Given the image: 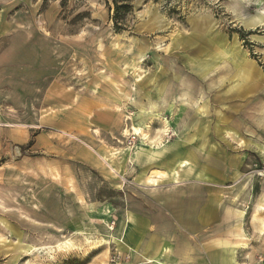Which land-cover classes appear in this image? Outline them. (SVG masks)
Instances as JSON below:
<instances>
[{
	"label": "rangeland",
	"instance_id": "rangeland-1",
	"mask_svg": "<svg viewBox=\"0 0 264 264\" xmlns=\"http://www.w3.org/2000/svg\"><path fill=\"white\" fill-rule=\"evenodd\" d=\"M234 1L114 32L102 0H0V264H264V0Z\"/></svg>",
	"mask_w": 264,
	"mask_h": 264
},
{
	"label": "bare ground",
	"instance_id": "bare-ground-1",
	"mask_svg": "<svg viewBox=\"0 0 264 264\" xmlns=\"http://www.w3.org/2000/svg\"><path fill=\"white\" fill-rule=\"evenodd\" d=\"M236 1H238V0H235L234 2H236ZM245 0H243V2H244ZM246 1H248V0H246ZM237 3V2H236ZM237 19H238V21L240 22V21H242V19L244 20V18H240V17H237ZM252 20H258V21H262V20H264V11H262V12H259V14H257L256 16H254L253 18H251V20H250V22H252ZM237 50V49H236ZM235 53V52H234ZM241 54H243V53H241ZM223 56L224 55H226L225 53L224 54H222ZM221 56V55H220ZM245 59V58H244ZM244 67L246 68V65L244 64ZM248 70V69H247ZM233 76V75H232ZM249 76V73H248V71H246V69H242V70H238L237 71V84H236V87H239V83L241 82V83H244L243 81L245 80V79H247V77ZM241 80V81H240ZM162 103H163V99H162ZM202 107V106H201ZM176 110H178V109H176ZM194 110H195V112L197 113V114H199V109H198V106H197V103L195 104V108H194ZM203 111V110H202ZM178 113V112H177ZM162 121H164V120H162ZM167 127H169V123L168 122H166L165 123V126H164V129L162 130V133L163 134H165V132H166V128ZM130 129H132V135H133V133H134V135H137V136H139L140 138H141V140H144V141H146V140H148V137H147V135H145L143 132V128L141 127V126H133L132 128H130ZM144 129H146V128H144ZM161 130V129H160ZM146 131V130H145ZM126 133V135H127V132H125ZM125 135V134H124ZM130 135V134H129ZM150 140V139H149ZM158 140V139H157ZM149 143V142H148ZM153 146H151V145ZM150 144H149V146H151V147H149L148 149H145V148H143V147H141L138 151H137V153H136V161H148V160H151V159H155V158H157L163 151H164V148H159L158 146L157 147H155L154 148V145H153V142L151 143L150 142ZM134 159V158H133ZM160 160V159H159ZM148 163V162H147ZM188 165V163H187V161L185 162V161H180L179 163H178V166H179V168H182V167H184V166H187ZM173 171V170H172ZM160 173V172H159ZM161 174V173H160ZM157 175H159L158 173H157ZM162 175V174H161ZM164 175V174H163ZM157 177V176H156ZM243 213V212H242ZM241 213V214H242ZM239 215V214H238ZM238 215H237V217H238ZM235 216V215H234ZM240 217V216H239ZM242 218V217H241ZM229 220V219H228ZM228 222V221H227ZM260 229H261V232H263L264 231V220H260ZM123 238H125V234H124V237ZM64 245L65 244H67L68 246H70V243L68 242V241H66V243H63ZM62 245V244H61ZM59 247H60V245H59ZM65 247V246H64ZM153 260V259H152ZM152 260H150V258H147V259H145V261H146V263L147 264H151L152 263Z\"/></svg>",
	"mask_w": 264,
	"mask_h": 264
},
{
	"label": "trees",
	"instance_id": "trees-1",
	"mask_svg": "<svg viewBox=\"0 0 264 264\" xmlns=\"http://www.w3.org/2000/svg\"><path fill=\"white\" fill-rule=\"evenodd\" d=\"M109 13V19L112 23L114 32L124 31L126 28V19L132 12V3L134 0H102Z\"/></svg>",
	"mask_w": 264,
	"mask_h": 264
},
{
	"label": "crops",
	"instance_id": "crops-1",
	"mask_svg": "<svg viewBox=\"0 0 264 264\" xmlns=\"http://www.w3.org/2000/svg\"><path fill=\"white\" fill-rule=\"evenodd\" d=\"M179 162H177L174 165H178ZM226 252L229 254V256L227 257V261H226V259H224L225 260L224 261L225 264H236L235 261H234V257H233L234 249H230V250L226 249ZM177 254H178L177 256L179 257V259H182V263L183 264H188V261L191 260L190 255L188 253H186V252H183V253L182 252H178ZM186 257H188V258H186Z\"/></svg>",
	"mask_w": 264,
	"mask_h": 264
}]
</instances>
